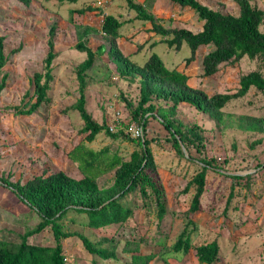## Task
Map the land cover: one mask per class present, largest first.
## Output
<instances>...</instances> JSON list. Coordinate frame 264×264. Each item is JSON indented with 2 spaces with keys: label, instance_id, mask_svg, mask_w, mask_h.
Instances as JSON below:
<instances>
[{
  "label": "rangeland",
  "instance_id": "374dc122",
  "mask_svg": "<svg viewBox=\"0 0 264 264\" xmlns=\"http://www.w3.org/2000/svg\"><path fill=\"white\" fill-rule=\"evenodd\" d=\"M98 1L32 0L25 5L19 0H0V35L4 37L6 57L0 71V78L6 75L5 86L0 91V176L10 182L24 183L43 171L63 170L80 178L78 164L68 156L76 145L103 150L106 161L114 155L128 160L133 151L141 149L142 139H148L164 187L163 218L158 219L150 198L148 206L139 207L142 200L138 192L132 196L138 208L126 223L91 228L84 224V213L69 211L61 221L63 231L79 232L93 242L112 238L117 257L104 260L91 255L77 236H69L62 239L66 264H144L146 256L150 257L146 264H197L192 249L187 253L170 251L185 227L190 231L193 245L218 242L219 258L214 264H264V133L246 127L247 117L264 118V94L251 87L245 96L221 109L220 120L187 103L178 104L172 117L184 125H198L203 136L199 150L191 147L190 154L185 149L183 154L176 151L168 132L155 117H149L143 136L135 137L128 127L140 125L132 119L131 112L139 100V84L120 77L108 57L110 37L100 31L103 16L106 12L121 21L116 43L133 62L142 65L151 53H156L166 67L184 71L189 76L190 87L208 95L235 91L242 74L260 70L264 75V65L257 59L243 57L236 65L222 63L215 75L203 77L202 56L209 45L200 46L194 61L185 66L183 59L190 53L186 43L175 50L161 42L160 36L148 31L150 23L137 19L125 0H101V7ZM199 1L224 14L237 15L239 11L233 0ZM251 3L264 10V0H251ZM79 9L84 12L79 13ZM148 11L165 27H183L193 32L202 28L203 21L194 10L168 0H155ZM51 25H55L56 57L52 62L54 79L48 91L50 103L42 104L30 115L19 114L15 109H25L34 101L32 75L42 70ZM85 25L96 29L82 37L86 45L93 50L99 45L104 47L87 71L86 109L98 123L118 132L116 138L102 131L93 141H86V133L81 131L83 120L72 108L79 96L76 66L86 56L75 44L79 29L82 31L81 26ZM260 29L264 32V21ZM139 43L143 46L136 50ZM153 103L163 110L170 106L162 100L153 99ZM200 157L210 159L215 165L206 171L201 210L187 216L195 189L192 185L184 192L183 188L199 170L196 159ZM113 174L114 170L100 174L97 184L110 186ZM39 220L35 210L0 182V238L19 240ZM28 241L55 244L50 226L29 236Z\"/></svg>",
  "mask_w": 264,
  "mask_h": 264
},
{
  "label": "trees",
  "instance_id": "16d2710c",
  "mask_svg": "<svg viewBox=\"0 0 264 264\" xmlns=\"http://www.w3.org/2000/svg\"><path fill=\"white\" fill-rule=\"evenodd\" d=\"M29 5L32 0H19ZM128 9L134 11L135 17L143 22H149V32L160 36L161 42L170 48L179 50L186 43L190 53L183 59L188 66L196 57L197 49L202 45L210 48L202 56V76H213L219 70L220 64L236 65L240 59L247 57L257 59L264 65V32L260 29L264 21V10L253 5L251 0H233L239 8L238 14H224L214 10L199 0H168L180 7H188L203 21L201 30L193 32L187 28L165 27L148 9L155 0H125ZM93 10L92 7H88ZM79 13L84 9H79ZM122 23L112 14H105L100 31L110 37L107 50L108 57L115 65L120 77L129 83L139 84V100L131 110L132 119L145 130L149 117L160 120L170 136V141L179 154L183 149L190 154V148L199 150L202 144L201 129L198 125H184L175 120L172 115L180 103H187L196 110L202 111L220 120L221 109L230 101L246 95L251 87L264 94V75L260 70H251L239 77L238 88L233 92H216L208 95L199 88L188 85L189 76L178 68H168L156 53H151L142 65L124 54L116 43ZM79 29V40L75 48L85 52V58L77 64L75 74L78 81L79 96L72 105L78 111L83 125L81 131L86 133L84 139L93 141L102 131L111 138L118 137V132H111L105 123H98L86 109L85 88L87 85V71L93 66L97 54L104 51L99 45L91 49L83 41L95 28L85 25ZM55 25L48 30L46 40L47 51L42 60V70L32 75L34 85V101L25 109H15L19 114L30 115L42 104L50 103L48 91L54 79L52 62L56 57L54 51ZM4 37L0 35V71L6 62L3 52ZM153 44V43H152ZM143 43H139V50ZM6 75L0 78V91L5 86ZM153 99L169 102V109L156 108ZM126 106L130 107L129 102ZM156 111V112H155ZM246 127L250 130L264 133V118L247 117ZM140 150L133 151L128 160L114 155L107 161L102 156L103 150L94 151L82 144L76 145L68 152L69 158L78 164L82 173L80 178L68 175L63 170L36 174L24 183L10 182L0 176V182L12 188L19 200L29 208L35 210L40 220L33 229H29L19 236V240L11 241L0 238V264H66L63 253L62 239L77 236L85 250L101 259H115L116 243L112 238L104 237L96 242L89 240L84 234L76 231L65 232L61 221L69 211L84 213V224L91 228H103L109 225L126 223L138 208L133 194L138 192L141 197L139 207L148 206L150 198L155 204L157 217L162 219L165 213L164 187L157 175L156 164L148 139H142ZM191 158V157H189ZM197 160L199 170L186 183L183 191L194 186L187 216L201 210L200 198L205 189L207 168L213 167L210 159L200 157ZM114 170L113 182L110 186L100 187L96 179L102 173ZM239 179L240 175H231ZM192 221L189 220V223ZM50 226L55 241L53 246L30 243L29 236L41 232ZM163 240H160L162 245ZM193 250L197 264H214L219 258V245L216 240L193 245L190 231L185 227L171 245V252L187 253ZM150 260L145 257L144 264Z\"/></svg>",
  "mask_w": 264,
  "mask_h": 264
},
{
  "label": "built area",
  "instance_id": "2783aa9c",
  "mask_svg": "<svg viewBox=\"0 0 264 264\" xmlns=\"http://www.w3.org/2000/svg\"><path fill=\"white\" fill-rule=\"evenodd\" d=\"M102 6V1L99 0L98 1V7ZM107 14L106 12L104 13V15ZM128 130L132 132L133 136L135 137H142L143 136V130L142 127L140 125H131L128 127Z\"/></svg>",
  "mask_w": 264,
  "mask_h": 264
},
{
  "label": "water",
  "instance_id": "95a60500",
  "mask_svg": "<svg viewBox=\"0 0 264 264\" xmlns=\"http://www.w3.org/2000/svg\"><path fill=\"white\" fill-rule=\"evenodd\" d=\"M182 149L184 150V147H182Z\"/></svg>",
  "mask_w": 264,
  "mask_h": 264
}]
</instances>
